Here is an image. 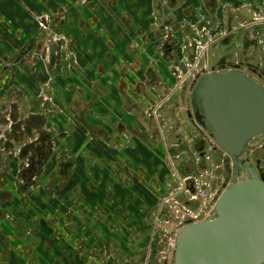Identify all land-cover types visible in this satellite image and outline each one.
I'll return each instance as SVG.
<instances>
[{"label": "crops", "instance_id": "0c3cea01", "mask_svg": "<svg viewBox=\"0 0 264 264\" xmlns=\"http://www.w3.org/2000/svg\"><path fill=\"white\" fill-rule=\"evenodd\" d=\"M260 15L264 18V0H0V264H149L151 257L144 254L147 238L141 260L140 253L128 250L131 242L95 222L102 205L106 212L112 210L105 195L115 188L107 178L110 157L97 145L106 149V137L122 123L129 143L142 152L138 134L149 130L150 122L142 116L150 112L155 125L160 122L161 135L167 133L161 115L172 106L180 109L186 96L176 90L172 74L181 64L186 70L188 46L195 40H203L212 56L234 38L235 46L249 56L252 50L261 62L264 44L252 45L256 38L247 30ZM168 19L180 60L170 63L155 54L158 59L153 61L154 47L146 39L142 51L138 39L157 32ZM257 28L264 39V25ZM151 66L154 83L147 84L142 74ZM12 121L20 127L12 128ZM47 134L55 148L52 161L37 167V175H25L32 152L20 157V149L31 142L41 147ZM6 135L12 138L8 151L1 143ZM147 136L150 151L152 137ZM168 141L157 150L168 149L163 161L152 152L142 156L147 171L168 170L169 181L159 175L156 185L149 179L156 191H171L190 180L181 177L179 154L173 152L182 142L172 147L174 141ZM64 161L71 163L62 172ZM128 187L133 195L132 185ZM179 188L161 198L158 214L166 200L180 196ZM146 193L143 190L142 225L148 233L154 202ZM182 202L188 206L187 200ZM102 246L105 254L100 258L96 251Z\"/></svg>", "mask_w": 264, "mask_h": 264}, {"label": "flooded vegetation", "instance_id": "af4514ba", "mask_svg": "<svg viewBox=\"0 0 264 264\" xmlns=\"http://www.w3.org/2000/svg\"><path fill=\"white\" fill-rule=\"evenodd\" d=\"M158 1V0H157ZM167 3H174L175 0H166ZM117 4V3H116ZM144 14V10H141L139 12V17H141ZM155 19L160 21L157 12H155ZM160 16V14H159ZM142 18V17H141ZM143 19V18H142ZM257 20H254V24L252 29L247 28V30H251L252 32L258 30V26L264 25V18L263 16H260L256 18ZM163 24L160 25V28L157 32L150 33L147 38L146 37H139L138 41L140 43V47L142 51L145 47L144 45L147 44V40L149 43L154 47V54L151 58L153 61H156L158 58L157 56H160L163 58V60H166L170 63H175L180 60V53L179 48H177L179 42L177 38L174 36V29L172 27L171 19L166 20L165 22H162ZM254 37V36H253ZM255 38H259L258 35L255 36ZM147 39V40H146ZM251 41L252 45H258V41ZM59 43H63V41H59ZM61 46V45H60ZM198 46L200 48H198ZM200 50V52H199ZM239 52L243 53L241 48L239 49ZM157 56H154V55ZM241 55V54H240ZM227 55H222L218 59L212 61V56H210L209 51L207 50V45L203 40H195L194 43H190L188 46V66L186 70L184 69L186 66L181 64L180 69H176L175 72L172 74V76L176 79V90H183L185 86L188 89V96H185V99L183 100L184 106L182 107L183 111H180L184 114L186 121L189 123L190 127L194 129L199 134V138L195 141H193L192 144V151L198 154L200 164H198V168L201 170L208 172L210 171V157L208 158V153L210 155L214 153H218L222 155L221 158V167H222V181L220 184L219 191L215 194V197L220 194V191L226 187L229 182L234 181V174L233 171L235 169V164L232 161L231 158H229L215 143L213 138L210 135V132L204 129L199 121L195 118L194 110L191 106L192 101V92L194 89L195 84L199 80V78L204 75L205 73H224L229 71H239L240 73L246 75L250 79L256 81L260 86L264 88V58H262L261 62L259 61L258 57L253 53L251 54L250 58H245L244 63H246L247 71L243 70L242 63H240V60L237 59L234 64L231 63L227 58ZM198 59V60H197ZM140 61V59L138 60ZM142 64H143V58H142ZM144 73V72H143ZM146 74V76H145ZM180 75L183 76L180 78ZM144 77V82L147 84H150L151 81L153 82L152 78H154L153 73V67H149L148 70L145 71L144 74H142ZM188 79V80H187ZM154 83V82H153ZM158 84V83H157ZM144 85V84H142ZM162 107V106H160ZM159 109L161 110V108ZM179 109L177 106H172L169 110L164 112L161 115L162 121H164L169 127L167 133H165L163 136L160 133L159 126L160 122L156 120L157 126L155 125V119L153 118V114L150 112L148 115L142 116V121L147 117L148 122V129L147 132L142 130V133L138 134V137L142 138V152H138L134 150V147L132 144H130V134L126 135L124 132V126L122 123H118L115 125L112 132H114L113 135L110 137H106V141L109 145H107L106 149L103 145H97L98 148H100L102 151H106V154L110 157V169H109V176L107 177L108 180H110L111 184L115 185V188L112 190L113 193L110 195H105V197H109L107 199V203L110 208L116 213V215L113 213L106 212V208L104 205H102V210L100 209L96 216L97 224H104V227L106 229H115L116 236L122 238L125 240V242H131L128 246V250L133 251L134 255H137V253H140V259L142 260V241L147 238V231L144 228V224L142 225V220H145V212L142 211V192L145 190V193L147 196L153 199L154 202V208L152 209V212L150 213V218L152 220L151 227H154V231L158 229V220L161 217V212L158 214V206L156 205L157 196L155 192L157 193L156 189H154L153 185L149 184V179L151 176H149L150 171H147L146 169V163L145 161H142V156H148L150 152L153 153V156L156 158H159L157 155V150L159 147H161V142L166 140V138H169V141H174L172 143V147L176 146V144H180L179 140V121L178 117ZM14 125V126H13ZM11 127H16L17 129L20 127V123L14 124V121H12ZM181 132V131H180ZM150 135L152 137V140L150 141L152 146L150 151H146L147 144L145 142L146 138H148L147 135ZM131 135H134L131 133ZM137 136V135H135ZM22 137V136H21ZM20 137H15V143H18V139ZM42 145L41 147H36V143L31 142L27 143L22 146L20 149L21 154H19L20 157H25L29 151L32 152V158L28 160V167L30 169L25 170L24 174H29L30 171H33L35 173L38 172L37 167L44 166L45 164H49L54 156L55 148L53 145V142L51 141V135L47 134L42 137ZM126 140L124 143H120L122 140ZM172 139V140H170ZM10 140L12 138L9 135L4 136V143L6 146H11L9 144ZM177 141V143L175 142ZM104 148V149H103ZM200 148L199 151L196 149ZM41 149V151L39 150ZM33 151L36 152V154H33ZM160 152V151H159ZM151 155V154H150ZM243 161V167H253L260 178L264 179V133L261 135L254 137L252 140L249 141L246 147L245 153L239 158V161ZM71 161H64L63 163H60V167L62 172L68 166L70 165ZM133 164V165H132ZM213 165V164H212ZM26 168V169H27ZM31 174V173H30ZM146 174H148L149 177H146ZM242 176H245L246 178H249L248 172L246 170H240V172L237 175V179L241 178ZM245 178V179H246ZM152 182V181H151ZM207 182V181H206ZM191 181L187 182V189H190L193 191L194 188L191 186ZM208 183V182H207ZM231 183V184H232ZM128 184L132 185L133 187V195L129 194ZM121 186V187H120ZM120 187V188H119ZM112 195L116 197V200L112 198ZM214 197V198H215ZM113 199V200H112ZM156 200V201H155ZM115 203V206L112 207L110 204ZM161 202V201H160ZM140 203V204H139ZM191 208H196V203L187 202L186 203ZM139 208L136 209L135 206ZM159 205V203H158ZM131 209V210H130ZM136 209V210H134ZM212 212L214 214V208L212 209ZM143 215V216H142ZM215 215V214H214ZM105 218V222L102 223V220ZM156 220V221H155ZM207 220V219H204ZM154 221V222H153ZM154 223V225H153ZM190 221L186 222V224H189ZM168 226L171 225V223H167ZM103 226V225H102ZM103 234V233H102ZM100 235L96 237L98 241H100ZM154 237V236H153ZM148 239V242L150 243L144 252L148 257H151L152 254V247L154 244V238ZM102 244V243H101ZM103 245V244H102ZM131 246V247H130ZM105 247L102 246L97 249L96 255L98 257H103L105 254ZM128 250H125V256L129 257ZM142 264V263H141Z\"/></svg>", "mask_w": 264, "mask_h": 264}, {"label": "water", "instance_id": "95a60500", "mask_svg": "<svg viewBox=\"0 0 264 264\" xmlns=\"http://www.w3.org/2000/svg\"><path fill=\"white\" fill-rule=\"evenodd\" d=\"M191 106L234 162L235 177L215 197L213 219L178 230L172 264H264V179L239 161L249 141L264 133V88L239 71L205 73L194 86ZM240 170L249 178L237 179Z\"/></svg>", "mask_w": 264, "mask_h": 264}, {"label": "rangeland", "instance_id": "374dc122", "mask_svg": "<svg viewBox=\"0 0 264 264\" xmlns=\"http://www.w3.org/2000/svg\"><path fill=\"white\" fill-rule=\"evenodd\" d=\"M255 12L257 14H259V11L257 9H255ZM261 16V15H260ZM252 36H256L258 35V37L261 36L262 31L260 29L254 32H251ZM264 39L259 38V40L257 39V41L259 42V45L262 46V44H264L263 42ZM232 41V43H231ZM230 41V45H228L227 47L224 46H220L221 48H217L213 53H212V61L218 59L219 57H221L222 55H227V58L229 61H231L232 64H234V62L238 60H240V63H242L243 66V70L247 71V67L246 63H244L245 58H250L251 56L248 55V53H241L239 52V44H237L235 46V44L233 43V40ZM235 42V41H234ZM264 46V45H263ZM262 46V47H263ZM260 51L264 52V48H260ZM251 51V52H250ZM248 52V51H247ZM241 54V55H240ZM249 54H253L252 50H249ZM255 55H257L256 53H254ZM262 56V55H261ZM259 57V56H258ZM262 59V58H261ZM184 93L186 96H188V89L185 86V88L183 89ZM184 102L181 104V106L179 107V111H183L182 107L184 106ZM181 114H179L178 117V121H179V126H180V131L178 132L179 134V140L181 143L180 147H178L177 149L175 148L173 150V152L175 154H179V156L177 155V157H179L178 160V170H180V175L183 178H187L188 176H190L187 179H190L191 181H193V179H195L194 181L198 182L199 179L201 180H206V186H199L197 188H199L198 190L200 191L201 188H205V194H201L200 193V197L197 198V200H195L194 202L197 203L196 208H191V207H186V205H184V203L182 202L183 200H189V195L188 193H181L179 197H177V199H175V201L173 200H166V202L163 203L162 208H161V213L162 216L160 217V219L158 220V229L156 231H154V227L150 228L151 230L147 233V239H151L153 236L154 238V244L152 247V254H151V258H150V262L149 264H172L173 262V252L175 249V239H176V234L178 232V230L180 229V226L182 224L183 221H185L186 217H196L198 222L204 221V219H213L215 217V215L212 212V209L214 208L215 205V201H214V197L215 194L219 191L220 189V184L222 181V167H221V158L222 155L218 154V153H214L208 156L210 157V171L208 172H204L202 173L198 168V164H200V160L199 157L197 156L198 154L195 153L194 151H192V142L197 140L199 138V134L198 132H196L194 129H192L189 125V123L186 121L185 116L182 112H180ZM168 125H165V131H168ZM164 130V129H163ZM172 140V139H170ZM172 141H168V143H171ZM167 143V145H168ZM164 147L161 150H159L160 152H157V155L159 158H156L160 161H163L166 157H169V151L168 149ZM168 151V152H167ZM167 152V155H166ZM171 154L172 151H170ZM176 160V159H175ZM174 161V160H173ZM196 162L197 165H193V162ZM213 164V165H212ZM165 170L163 169H151V172L149 174V176H151L152 181L156 183V185H158L157 181H159V178L161 181H169L167 180L168 178V170L164 167ZM156 178H155V176ZM160 175V177H159ZM171 176V174H170ZM159 177V178H158ZM201 177V178H200ZM245 176L241 175V178L239 179H245ZM184 181V180H183ZM200 181V180H199ZM152 182V183H153ZM185 182V181H184ZM195 182V183H196ZM232 182H229L228 184H231ZM163 186H164V182H163ZM179 188L180 186H176L174 188V190L176 188ZM171 187H167L166 189L164 188L162 191H157L156 197L157 201H156V205H158V203L160 204V201L162 200L161 198H166L170 195V193H174V190H169ZM157 190V189H156ZM202 190V189H201ZM224 189H222L220 191V194L222 193ZM159 208V207H157ZM177 211V212H176ZM190 211V213L188 212ZM171 223L170 226H168L167 223ZM196 222V223H198ZM154 225V223H153Z\"/></svg>", "mask_w": 264, "mask_h": 264}, {"label": "built area", "instance_id": "2783aa9c", "mask_svg": "<svg viewBox=\"0 0 264 264\" xmlns=\"http://www.w3.org/2000/svg\"><path fill=\"white\" fill-rule=\"evenodd\" d=\"M255 20H257L256 18H255ZM198 48H200L199 46H198ZM199 52H200V50H199ZM198 60V59H197ZM183 76H181L180 75V78H182ZM208 158H209V156H208ZM173 176L175 177L176 175L175 174H173ZM201 178V177H200ZM195 179H193V181H191V180H189V181H191L192 183H191V187L192 188H194L193 189V191H191L190 189H187V183H186V181L185 182H183V186H181L179 189H180V193L179 194H181V193H183L184 191H185V193H188V195H189V200L187 199V201L188 202H193V203H196V202H194L195 200H197V198H199L200 197V193L201 194H205V191H204V189L205 188H201L200 189V191L198 190L199 188H197V187H201L202 185L203 186H206L207 184H206V180L204 181V180H201V179H199L198 180V182H196V181H194ZM196 182V183H195ZM170 200H173V201H175V196L174 197H172ZM168 202V201H167ZM197 204V203H196ZM186 207H188V206H186ZM189 208V207H188ZM177 212V211H176ZM189 213H190V211H188ZM188 221H190V223H196V222H198L197 221V218L196 217H194V216H192V217H186V219H185V221H183L182 222V224H181V226H180V228L181 227H183L184 225H186V222H188Z\"/></svg>", "mask_w": 264, "mask_h": 264}]
</instances>
